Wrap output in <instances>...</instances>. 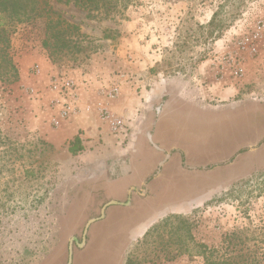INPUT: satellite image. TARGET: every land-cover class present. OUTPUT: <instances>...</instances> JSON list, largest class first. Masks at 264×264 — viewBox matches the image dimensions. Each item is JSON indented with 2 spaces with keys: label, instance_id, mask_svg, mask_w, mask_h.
I'll use <instances>...</instances> for the list:
<instances>
[{
  "label": "rangeland",
  "instance_id": "obj_1",
  "mask_svg": "<svg viewBox=\"0 0 264 264\" xmlns=\"http://www.w3.org/2000/svg\"><path fill=\"white\" fill-rule=\"evenodd\" d=\"M51 4L79 27L52 56L43 44L46 18L10 26L0 15L19 71L17 79L0 76V264H67L71 237L81 242L88 219L129 195L131 204L110 206L90 226L83 247L74 242L73 264H207L189 228L195 242L216 250L211 259L264 264V0ZM230 53L243 57L242 77L218 74ZM54 76L73 79L90 97L115 82L143 101L156 94L154 117L170 100L192 119L189 134H169L188 156L168 158L153 177L163 154L145 144L139 159L135 142L111 136L97 118L96 137L86 129L56 137L70 125L52 128ZM228 88L234 93L225 95ZM76 137L83 149L74 154ZM137 168L151 171L144 194L147 175ZM131 186L139 190L130 194Z\"/></svg>",
  "mask_w": 264,
  "mask_h": 264
},
{
  "label": "crops",
  "instance_id": "obj_2",
  "mask_svg": "<svg viewBox=\"0 0 264 264\" xmlns=\"http://www.w3.org/2000/svg\"><path fill=\"white\" fill-rule=\"evenodd\" d=\"M99 90L100 88L98 87L97 91L93 93L94 95H92V97L87 96L86 93L82 94V92H80L81 112L74 116H71L68 120L64 121L59 127H53L51 125L52 128L55 130L60 129L64 125L66 126V124L70 125V130H68V132L66 130L64 133H61L57 136L54 134V136L58 138H61L62 136L74 137L77 136L80 131L86 129L85 131L87 133V136L96 137L100 135L99 132L101 129L99 126L100 124L95 123L94 121V118H97L100 122L106 125V128L110 132L111 136H114L116 138H123L124 140L130 139L132 140L130 141L131 144L135 142V144H137V154L139 159L145 155V149L143 148L145 147V144H150L148 135H151V137L154 139L155 142L160 145L163 151H159L153 146L151 148L156 150L158 154H163L164 158L166 157V153H170L169 158L180 156L182 155V153H184L185 156H188V147L183 145L182 142H171V140L169 139V134L174 133L173 131L177 132L179 136H183L185 133L189 134V132L191 131L190 128H188V124L191 123L190 121L192 119H189L190 115L187 116V113L183 109L176 110L170 108V100H167L163 103L160 108H157L158 115L154 117V113L150 111V106L152 105V102L156 101V94L152 95L149 101H147V99L146 101H143V98L138 97V95L137 97L135 95L129 96L127 87L124 85L120 87V94L118 95V97H116L115 99H107L99 92ZM222 92H224L225 95H230L232 92L234 93V89L228 88ZM136 101L137 105L139 104L140 106H142L140 109V116L138 113V109L137 112L135 109ZM98 103L106 105L115 113L122 115L126 118L128 122V130L126 134L117 135L110 130L107 121L102 119L97 111L96 107ZM51 109L57 112L55 108L51 107ZM136 113L137 119H133L131 121L129 118L131 117L132 119V116L134 117ZM192 116L194 121H192L191 126L197 125V116ZM186 119L190 121L185 122ZM136 120L137 131L134 129V127L136 126ZM109 152V150H106L105 153L108 154ZM140 172L137 168V176L141 177L145 174L147 175L145 177L148 178L151 175L150 169H147L145 173Z\"/></svg>",
  "mask_w": 264,
  "mask_h": 264
},
{
  "label": "trees",
  "instance_id": "obj_3",
  "mask_svg": "<svg viewBox=\"0 0 264 264\" xmlns=\"http://www.w3.org/2000/svg\"><path fill=\"white\" fill-rule=\"evenodd\" d=\"M63 1V0H57ZM66 2H73L76 6L81 8H89L97 3V0H65ZM220 10L214 12L211 20L206 24V27L211 30L210 34H213L217 29V16ZM0 15L2 18L7 17L10 20V26L15 23H21L30 19L46 18V37L43 40V44L47 46L52 56L53 53L60 51L63 47L68 46L70 43L69 37L66 35L73 30H78L77 25H73L63 19L57 11L53 8L51 0H0ZM0 22V76L11 73L15 76V79L19 77V71L14 63L12 55L8 51L9 38L7 37L8 27L7 24ZM60 26L61 28H59ZM83 149V145L79 137H76L71 142L70 150L76 154ZM187 223V221H184ZM189 225V224H188ZM188 236L193 247L197 248V254L205 256L207 264H242L241 256L239 255H224L219 259H211L215 253V249H210L206 244L198 243L194 241V237L191 234V230H188ZM234 236V235H232ZM231 239V238H230ZM233 241H229L228 247L232 245ZM209 254L206 256V254Z\"/></svg>",
  "mask_w": 264,
  "mask_h": 264
},
{
  "label": "built area",
  "instance_id": "obj_4",
  "mask_svg": "<svg viewBox=\"0 0 264 264\" xmlns=\"http://www.w3.org/2000/svg\"><path fill=\"white\" fill-rule=\"evenodd\" d=\"M241 44L243 48L249 47L245 45V41L241 42ZM252 49L254 50L253 46L251 47ZM242 60L243 57L241 55L228 54L218 66V74L224 75L225 72H229L230 75L236 78L242 77L245 72ZM50 86L57 94V97L53 100V104H51L52 108L57 110L51 122L54 127H59L71 116L81 112L80 93L75 81L66 77H52ZM99 92L107 99H115L120 94V85L118 82H115L110 86L101 87ZM96 108L101 118L107 121L113 133L117 135L127 133L128 122L124 116L115 113L102 103H98Z\"/></svg>",
  "mask_w": 264,
  "mask_h": 264
},
{
  "label": "water",
  "instance_id": "obj_5",
  "mask_svg": "<svg viewBox=\"0 0 264 264\" xmlns=\"http://www.w3.org/2000/svg\"><path fill=\"white\" fill-rule=\"evenodd\" d=\"M149 137V142L150 144L157 150L159 151H163V149L160 147V145L154 141V139L151 137V135H148ZM170 156V153H166V157L161 160L159 162V165H158V170L156 171V173L153 175V177H156L158 174L161 173V170H162V167L163 165L166 163L167 159L169 158ZM152 179V177H148L147 179H145L143 181V188L142 190L140 191L141 194H144L146 193V186L148 185L149 181ZM138 187L136 186H131L130 189H129V193L131 194V192L133 191H138ZM131 201H132V196L129 195V197L127 198V201H119L117 199H110L108 202H106L104 204V206L102 207L101 209V215L99 216H93L91 217L90 219H88L86 225H85V229H84V237L82 239L81 242L78 241V237L73 235L71 237V240H70V245H69V257H68V261H67V264H73L74 262V259H73V256H74V242H76L78 244L79 247H83L85 244H86V241H87V234H88V231H89V228L92 224H94L96 221L104 218L106 216V212H107V209L110 207V206H113V205H129L131 204Z\"/></svg>",
  "mask_w": 264,
  "mask_h": 264
}]
</instances>
